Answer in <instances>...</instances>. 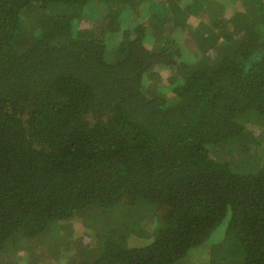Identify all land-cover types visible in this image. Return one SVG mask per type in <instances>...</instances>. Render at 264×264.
<instances>
[{
  "label": "trees",
  "instance_id": "trees-1",
  "mask_svg": "<svg viewBox=\"0 0 264 264\" xmlns=\"http://www.w3.org/2000/svg\"><path fill=\"white\" fill-rule=\"evenodd\" d=\"M202 1L0 0V264H264V0Z\"/></svg>",
  "mask_w": 264,
  "mask_h": 264
},
{
  "label": "rangeland",
  "instance_id": "rangeland-1",
  "mask_svg": "<svg viewBox=\"0 0 264 264\" xmlns=\"http://www.w3.org/2000/svg\"><path fill=\"white\" fill-rule=\"evenodd\" d=\"M202 1V0H201ZM204 2V1H202ZM117 14V15H116ZM111 17H118L119 16V12H114V13H111L110 15ZM149 16V15H148ZM147 16V17H148ZM195 21L196 19L195 18H192L191 22L192 24H195ZM123 210V209H122ZM83 221H75L74 223V226L78 228V230H75L78 234L82 235V230L81 228H79V226H83ZM226 222L227 220H225L213 233V235L211 236V238L209 239L208 243H207V246L211 247L213 245L215 246H218L220 245L221 243V240H222V237H223V233H224V229H225V226H226ZM79 225V226H78ZM86 241H87V238H86ZM37 244V243H36ZM34 247L36 248V250H39L41 249V244L40 245H34ZM204 250V249H203ZM202 249H197L195 251L192 252V254L189 256L190 258H192L194 256V258L196 257L197 259H199V262H202L205 257H206V251H203ZM47 258H50V257H47ZM23 260V258H21V261ZM31 259L28 258V262L27 264H30L31 263ZM36 262H39L40 264H45V262L42 260V259H39V260H35V263ZM43 262V263H41Z\"/></svg>",
  "mask_w": 264,
  "mask_h": 264
}]
</instances>
